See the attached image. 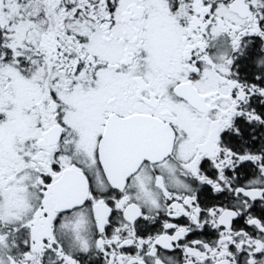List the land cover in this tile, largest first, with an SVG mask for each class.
<instances>
[{
	"label": "snow or ice",
	"instance_id": "1",
	"mask_svg": "<svg viewBox=\"0 0 264 264\" xmlns=\"http://www.w3.org/2000/svg\"><path fill=\"white\" fill-rule=\"evenodd\" d=\"M0 264H264V0H0Z\"/></svg>",
	"mask_w": 264,
	"mask_h": 264
}]
</instances>
